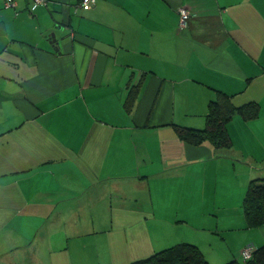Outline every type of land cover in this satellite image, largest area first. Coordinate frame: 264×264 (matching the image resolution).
Wrapping results in <instances>:
<instances>
[{
    "label": "crops",
    "instance_id": "crops-1",
    "mask_svg": "<svg viewBox=\"0 0 264 264\" xmlns=\"http://www.w3.org/2000/svg\"><path fill=\"white\" fill-rule=\"evenodd\" d=\"M0 1V264H125L192 242L210 264L264 243V0ZM189 13L180 27V8ZM142 78L131 111L123 102ZM219 89L230 148L192 145Z\"/></svg>",
    "mask_w": 264,
    "mask_h": 264
},
{
    "label": "trees",
    "instance_id": "trees-1",
    "mask_svg": "<svg viewBox=\"0 0 264 264\" xmlns=\"http://www.w3.org/2000/svg\"><path fill=\"white\" fill-rule=\"evenodd\" d=\"M81 0H78L80 2ZM142 86V78L130 82L123 106L131 111ZM260 111L257 100L236 104L232 95L216 89L214 97L208 102L204 127H190L174 124L176 133L184 142L199 145L209 141L215 148H230L232 139L227 128L234 115L243 119L256 118ZM242 208L248 227L264 224V176L252 178L246 188ZM125 264H210L198 245L182 241L154 251L147 257L136 259ZM226 264H264V243L254 246L251 255L241 260L232 259Z\"/></svg>",
    "mask_w": 264,
    "mask_h": 264
},
{
    "label": "built area",
    "instance_id": "built-area-1",
    "mask_svg": "<svg viewBox=\"0 0 264 264\" xmlns=\"http://www.w3.org/2000/svg\"><path fill=\"white\" fill-rule=\"evenodd\" d=\"M4 6H14L18 0H0ZM31 9H34L37 5L45 3V0H32ZM95 0H81L78 4L84 9L90 8ZM189 16V13L185 7L180 8V27H184L186 19ZM254 246L248 244L241 249V255L245 258L251 255Z\"/></svg>",
    "mask_w": 264,
    "mask_h": 264
}]
</instances>
